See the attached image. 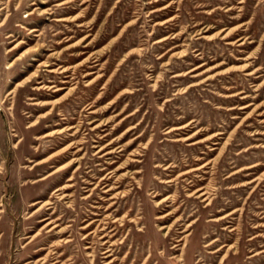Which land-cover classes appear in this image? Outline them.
<instances>
[{"label":"rangeland","instance_id":"rangeland-1","mask_svg":"<svg viewBox=\"0 0 264 264\" xmlns=\"http://www.w3.org/2000/svg\"><path fill=\"white\" fill-rule=\"evenodd\" d=\"M149 263L264 264V0H0V264Z\"/></svg>","mask_w":264,"mask_h":264},{"label":"bare ground","instance_id":"bare-ground-1","mask_svg":"<svg viewBox=\"0 0 264 264\" xmlns=\"http://www.w3.org/2000/svg\"><path fill=\"white\" fill-rule=\"evenodd\" d=\"M36 10V9H35ZM33 14V12H30L29 13V15H32ZM58 22H65L66 20L65 19H58L57 20ZM35 32H37V30L36 29H32L31 31H30V33H35ZM46 67H49L50 65H48V64H46L45 65ZM48 72L49 73H52V74H64L65 72H66V70H62L61 72H58L56 69L55 70H53V69H50V70H48ZM45 86V85H44ZM40 87L39 89H43V88H45V87ZM46 89H47V87H46ZM62 88H57V89H55V91H59V90H61ZM69 89V88H68ZM51 134L49 133V134H46L45 135V137L46 136H50ZM102 150V149H101ZM107 154H109V153H107ZM72 162L73 161H70L69 163H67L66 165H64V166H69V165H71L72 164ZM64 166H61V167H59L57 170H55V172H57L58 170H60V169H62V168H64ZM54 172V173H55ZM51 174H53V173H51ZM50 174V175H51ZM69 180H71V179H69ZM205 193H201L199 196H203ZM128 208V207H127ZM117 215V214H116ZM226 219V217H223V218H219V219H215V220H213V222H215V223H218V224H220V222L221 221H223V220H225ZM162 229H164L163 227L161 228V230ZM110 257V256H109ZM150 264V263H149Z\"/></svg>","mask_w":264,"mask_h":264}]
</instances>
